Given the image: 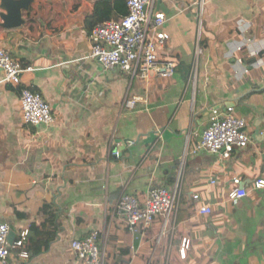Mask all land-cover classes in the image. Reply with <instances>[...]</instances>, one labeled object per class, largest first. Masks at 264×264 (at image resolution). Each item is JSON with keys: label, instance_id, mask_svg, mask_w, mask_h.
<instances>
[{"label": "crops", "instance_id": "obj_1", "mask_svg": "<svg viewBox=\"0 0 264 264\" xmlns=\"http://www.w3.org/2000/svg\"><path fill=\"white\" fill-rule=\"evenodd\" d=\"M98 1L33 0L8 29L0 0V47L33 69L20 87L0 71V223L17 239L41 225L45 204L58 223L47 250L30 254L28 242L8 264H85L71 243L93 231L105 264H264V188L255 187L264 179L263 122L254 137L255 110L264 113V0H153L167 16L160 60L177 66L169 80L106 70L91 57L86 18ZM23 87L50 104L54 124L24 122ZM214 108L247 120L248 148L229 159L188 158L174 228L158 218L130 231L116 211L122 193L144 202L154 187L172 189L188 142L199 143ZM235 176L247 192L238 200L230 196ZM203 206L212 214H200Z\"/></svg>", "mask_w": 264, "mask_h": 264}, {"label": "built area", "instance_id": "obj_2", "mask_svg": "<svg viewBox=\"0 0 264 264\" xmlns=\"http://www.w3.org/2000/svg\"><path fill=\"white\" fill-rule=\"evenodd\" d=\"M152 3L153 0H128L126 16L94 27L89 36L91 57L104 69H120L128 75L143 79H150L152 76L168 80L174 78L176 64L172 61L160 60V52L166 49L170 40V35L164 31L167 16L161 11L155 12ZM0 71L4 74V83L20 87L23 85V74L33 69L23 67L7 50L0 47ZM136 99L141 100V98ZM136 99L127 100L125 106L133 109ZM21 109L26 124L49 127L56 122L50 104L32 88L23 87ZM211 112L213 120L203 131L199 143L190 149L188 142L179 160L172 189L165 186L154 187L147 194L144 202L126 191L122 193L116 211L130 231L147 230L158 218L163 220L165 228L169 224L172 226L170 228H174L180 208L188 158L207 153L219 154L229 159L232 155L248 148L251 138L246 119L236 115L233 108H228L224 112L214 108ZM128 144L132 145L131 142ZM115 155L117 158L120 157L119 152ZM232 184L235 186L230 194L233 199L246 197L247 192L242 188L240 176H235ZM255 187L263 189L264 179L257 180ZM194 199L198 200L199 197L196 195ZM212 212L209 206L200 209L202 215H209ZM10 231L8 224L0 223V264H8L12 250L22 249L29 242L28 229L19 234L14 241L13 249H10L7 241ZM71 248L85 264H105L106 252L105 248H102L99 231L91 232L84 239L73 240ZM187 248L189 244L185 242L184 251ZM28 256L27 253L21 254L22 258L27 259Z\"/></svg>", "mask_w": 264, "mask_h": 264}, {"label": "trees", "instance_id": "obj_3", "mask_svg": "<svg viewBox=\"0 0 264 264\" xmlns=\"http://www.w3.org/2000/svg\"><path fill=\"white\" fill-rule=\"evenodd\" d=\"M128 0H101L96 2L94 11L86 18V27L91 33L94 27L99 24L112 20V17L117 15L120 17L128 14L127 7ZM40 217L43 219L41 225H31L29 229V246L26 250L30 254L41 253L48 249L50 243L56 238L57 235V218L56 211L50 204H45L41 211ZM21 251V250H17Z\"/></svg>", "mask_w": 264, "mask_h": 264}, {"label": "water", "instance_id": "obj_4", "mask_svg": "<svg viewBox=\"0 0 264 264\" xmlns=\"http://www.w3.org/2000/svg\"><path fill=\"white\" fill-rule=\"evenodd\" d=\"M33 0H2V5L4 10L8 13L7 15L3 16V20L5 22V26L8 29L17 28L22 23V10H27L32 3ZM161 4V0L159 2ZM236 100L229 99L227 100V105H230L231 103H235ZM255 112L258 115V118L255 121V129L256 132L254 133V137L257 139L260 134V124L261 122L264 123V113L261 111L255 110ZM17 234L14 231H10L8 236V247L10 249H13L14 241L16 240Z\"/></svg>", "mask_w": 264, "mask_h": 264}]
</instances>
